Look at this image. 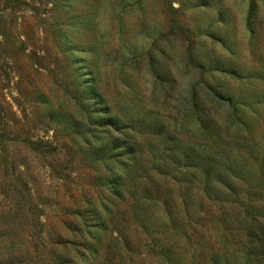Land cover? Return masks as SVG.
I'll list each match as a JSON object with an SVG mask.
<instances>
[{
	"label": "rangeland",
	"instance_id": "obj_1",
	"mask_svg": "<svg viewBox=\"0 0 264 264\" xmlns=\"http://www.w3.org/2000/svg\"><path fill=\"white\" fill-rule=\"evenodd\" d=\"M0 264H264V0H0Z\"/></svg>",
	"mask_w": 264,
	"mask_h": 264
}]
</instances>
